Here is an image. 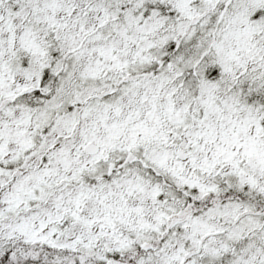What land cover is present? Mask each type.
Here are the masks:
<instances>
[{
    "label": "snow or ice",
    "instance_id": "snow-or-ice-1",
    "mask_svg": "<svg viewBox=\"0 0 264 264\" xmlns=\"http://www.w3.org/2000/svg\"><path fill=\"white\" fill-rule=\"evenodd\" d=\"M0 264H264V0H0Z\"/></svg>",
    "mask_w": 264,
    "mask_h": 264
}]
</instances>
